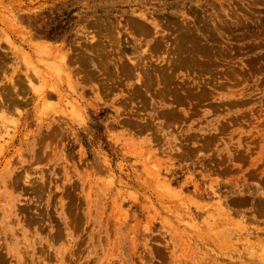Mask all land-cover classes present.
<instances>
[{"label":"rangeland","instance_id":"obj_1","mask_svg":"<svg viewBox=\"0 0 264 264\" xmlns=\"http://www.w3.org/2000/svg\"><path fill=\"white\" fill-rule=\"evenodd\" d=\"M0 264H264V0H0Z\"/></svg>","mask_w":264,"mask_h":264},{"label":"trees","instance_id":"obj_2","mask_svg":"<svg viewBox=\"0 0 264 264\" xmlns=\"http://www.w3.org/2000/svg\"><path fill=\"white\" fill-rule=\"evenodd\" d=\"M70 20V16H68L66 19V25L63 24L64 21L59 22V24L55 27L52 26L51 28L46 27L45 29H42L39 31L38 35L48 40L60 39L64 32L67 31Z\"/></svg>","mask_w":264,"mask_h":264},{"label":"bare ground","instance_id":"obj_3","mask_svg":"<svg viewBox=\"0 0 264 264\" xmlns=\"http://www.w3.org/2000/svg\"><path fill=\"white\" fill-rule=\"evenodd\" d=\"M42 49V48H41ZM41 49H39V50H41ZM46 49H44V50H42V51H39L40 53L42 52V54H44L46 51H45ZM43 51H45L44 53H43ZM47 53H48V51H47ZM46 54V53H45ZM44 54V55H45ZM49 54V53H48Z\"/></svg>","mask_w":264,"mask_h":264}]
</instances>
